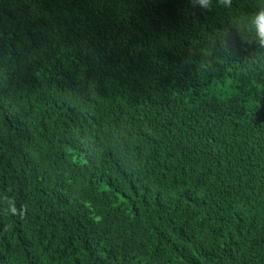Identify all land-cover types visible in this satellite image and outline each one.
Segmentation results:
<instances>
[{
  "label": "trees",
  "instance_id": "obj_1",
  "mask_svg": "<svg viewBox=\"0 0 264 264\" xmlns=\"http://www.w3.org/2000/svg\"><path fill=\"white\" fill-rule=\"evenodd\" d=\"M260 11L0 0V264H264Z\"/></svg>",
  "mask_w": 264,
  "mask_h": 264
},
{
  "label": "clouds",
  "instance_id": "obj_2",
  "mask_svg": "<svg viewBox=\"0 0 264 264\" xmlns=\"http://www.w3.org/2000/svg\"><path fill=\"white\" fill-rule=\"evenodd\" d=\"M190 3L194 8L199 7L204 10L211 9L213 0H190ZM216 3L224 6L231 7L232 0H216ZM252 27L254 28L255 38L260 43L261 46H264V11L256 13L251 20ZM9 210L15 214L16 208L14 202H11Z\"/></svg>",
  "mask_w": 264,
  "mask_h": 264
}]
</instances>
